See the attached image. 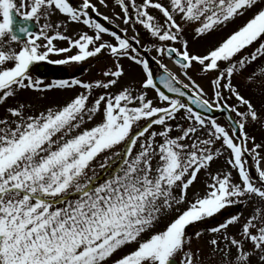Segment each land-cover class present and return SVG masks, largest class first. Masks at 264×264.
<instances>
[{
    "label": "snow or ice",
    "instance_id": "1",
    "mask_svg": "<svg viewBox=\"0 0 264 264\" xmlns=\"http://www.w3.org/2000/svg\"><path fill=\"white\" fill-rule=\"evenodd\" d=\"M115 4L126 26L119 31L97 18L119 28L93 0H0V105L16 101L0 118V264H264V141L248 131L264 129V0ZM16 14L38 31L17 25ZM237 19L203 53L190 48L189 34L203 40ZM71 24L82 27L70 36ZM152 51L180 72L161 61L157 76ZM100 57L110 58L102 78L45 83L32 74L38 62ZM244 89L260 96L259 105ZM48 91L73 95L38 111L18 98ZM214 110L227 112L226 126L207 115ZM221 156L226 167L213 171ZM201 173L204 192L189 199Z\"/></svg>",
    "mask_w": 264,
    "mask_h": 264
},
{
    "label": "rangeland",
    "instance_id": "2",
    "mask_svg": "<svg viewBox=\"0 0 264 264\" xmlns=\"http://www.w3.org/2000/svg\"><path fill=\"white\" fill-rule=\"evenodd\" d=\"M16 2L18 3L19 0H16ZM80 2V0H73V4H78ZM93 3H95L97 5V8L99 9L100 13H103L105 15H108L110 18L115 20L116 24H119V28L115 27V24H109L107 21H103L102 17L101 18V22L105 23L106 26H109L111 28H113V30L119 31L121 28L126 27L123 22L121 20L116 19L115 14L119 13L121 16L123 15V12L121 11V8L119 6H117L115 4V0H106L107 3V7L101 5L99 3V0H93ZM22 12L24 11L23 9L21 10ZM153 12V14L155 15H159V13L156 12V10H151ZM93 15L95 16V13H93ZM248 15H251V13H249ZM63 17L61 16H53L52 20L53 21H58L60 19H62ZM98 18V17H97ZM247 17H245L246 19ZM41 23H43V21H41ZM241 23V19H237L235 20L233 23H230L226 28H223L221 30H218L214 33H212L210 36L204 38L203 40H199V41H193L191 35H188V39L190 40V48L195 51V52H201L203 53L208 47L213 46L215 44H217L218 42H220L223 38H226L227 35H229L233 30L236 29V27ZM39 26V25H38ZM82 27L81 25H77V24H71L68 28V35H73L76 31V29ZM136 29L139 31L140 33V39H141V43L142 44H149L150 41V35L147 32V30L143 29L142 26L137 25ZM127 35L129 37H131L132 35H134V31L130 28ZM7 39V37H6ZM104 39L106 40H111L112 38L105 34ZM60 46H67L66 42H63L60 44ZM257 44H254L252 46H249L246 50H244V54L246 55L247 53H250L251 51L254 50L255 47H257ZM13 47L15 48H19L20 45L17 43L13 44ZM150 60H158V61H162L163 64L167 65L168 68L176 73L180 72V69L178 66H176L173 62V60L164 57H158L157 53L155 51H152L150 53L147 54ZM56 55H52V57H55ZM58 58H62L61 56H58ZM104 59V60H103ZM89 60H93L92 58H89L87 61L82 62V63H74L71 66H65V65H60L63 66V68H66L68 70V73H77L78 71H80L81 68H85L84 70V75H82V77L80 79H83L85 81H89V80H94L97 78H102V72L101 70L105 68V65H110V58L107 57H100L98 58L97 62L94 63V66H91L90 63L88 62ZM103 61V64H101L100 61ZM125 67H128V63L127 61H125ZM41 63V62H38ZM261 64V61L258 60L257 62H255L251 68L249 69V71H251L252 69H255L258 65ZM137 72H139V69L137 68L136 70ZM192 74L194 76L195 79L198 80V82L202 83L206 89H208V82H207V78L203 76V74H197L196 69L192 70ZM127 79V77L125 78ZM181 79H183V77L181 76ZM239 82V81H237ZM119 87V85L117 86V88ZM243 88V86H242ZM116 89H113V91H115ZM245 90V94L246 95H250L252 96L253 102L256 103L257 105H259L260 103V96L259 95H254L252 92ZM76 91H81V89H76ZM211 91L209 90V96H211ZM73 95V92L70 91H48L47 93L44 94H37L36 92H24L20 94V97H18L19 99L28 101L30 103H33L35 105V110H43L45 107L50 106V104L52 102H57V103H63L65 102L70 96ZM156 93L154 90H149V96H155ZM47 97V99H45L44 97ZM230 102H234V101H230ZM16 103L15 100L13 99H9L7 101V104L5 105H0V106H14V104ZM219 123H221L222 125H227L223 120H218ZM87 126H91V123ZM248 131L252 134L256 136V141L257 143L264 141V140H260L258 139V136L264 133V129H262L259 125H257L255 127V129H253L252 127H249ZM175 134V132L173 133ZM159 139V138H158ZM249 147H251V144H249ZM227 155V153H225V156ZM226 167L225 164V157L221 156L219 159H216L212 164H211V168L213 171H216L218 169H223ZM253 172H255L254 166L252 167ZM204 175L203 173L200 174L198 181L195 183L194 187L190 188L189 190V199L192 198V195L194 192H196L197 190L200 191L201 194H203L204 192ZM245 211V215H247L250 211H251V207L247 208L244 210ZM222 217L217 216L216 219H212L209 218L206 222L204 223H200L197 222L196 224H194L193 226H190L188 228V232L192 233L196 230H199L201 228H207V227H211L213 226L218 220H221ZM158 227H163V222L158 226ZM208 236L205 235L204 240H207ZM204 240L200 241L201 245L204 244ZM135 247V245H131L128 248L123 249V253H126L128 251L131 250V248ZM122 252H118L116 255L119 256L121 254H123Z\"/></svg>",
    "mask_w": 264,
    "mask_h": 264
},
{
    "label": "water",
    "instance_id": "3",
    "mask_svg": "<svg viewBox=\"0 0 264 264\" xmlns=\"http://www.w3.org/2000/svg\"><path fill=\"white\" fill-rule=\"evenodd\" d=\"M17 22V25H27L26 23H20V22H18V21H16ZM28 26V25H27ZM160 74H162V73H158V75H160ZM157 75V76H158ZM158 87H160L162 90H164V91H166V89H163V86L162 85H159L158 84ZM221 113H224L225 114V118L227 117V112H221V111H213V112H211V113H207L208 115H212V116H214V117H218V116H220L221 115ZM227 120V119H226Z\"/></svg>",
    "mask_w": 264,
    "mask_h": 264
},
{
    "label": "flooded vegetation",
    "instance_id": "4",
    "mask_svg": "<svg viewBox=\"0 0 264 264\" xmlns=\"http://www.w3.org/2000/svg\"><path fill=\"white\" fill-rule=\"evenodd\" d=\"M46 70H47V69H45V71H46ZM42 78H46V76L43 74V75H42Z\"/></svg>",
    "mask_w": 264,
    "mask_h": 264
}]
</instances>
